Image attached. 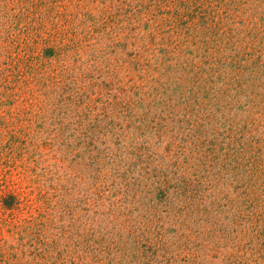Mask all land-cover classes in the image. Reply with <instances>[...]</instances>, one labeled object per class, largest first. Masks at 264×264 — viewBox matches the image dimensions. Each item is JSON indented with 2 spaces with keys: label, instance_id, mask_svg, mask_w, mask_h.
Returning <instances> with one entry per match:
<instances>
[{
  "label": "rangeland",
  "instance_id": "1",
  "mask_svg": "<svg viewBox=\"0 0 264 264\" xmlns=\"http://www.w3.org/2000/svg\"><path fill=\"white\" fill-rule=\"evenodd\" d=\"M0 264H264V0H0Z\"/></svg>",
  "mask_w": 264,
  "mask_h": 264
},
{
  "label": "trees",
  "instance_id": "2",
  "mask_svg": "<svg viewBox=\"0 0 264 264\" xmlns=\"http://www.w3.org/2000/svg\"><path fill=\"white\" fill-rule=\"evenodd\" d=\"M12 196V198L14 199L15 198V196H16V194H13V195H11Z\"/></svg>",
  "mask_w": 264,
  "mask_h": 264
}]
</instances>
